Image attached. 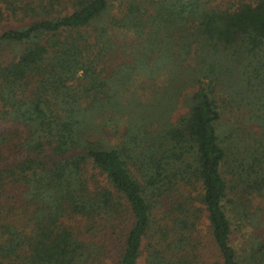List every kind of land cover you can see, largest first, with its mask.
<instances>
[{
  "label": "trees",
  "instance_id": "1",
  "mask_svg": "<svg viewBox=\"0 0 264 264\" xmlns=\"http://www.w3.org/2000/svg\"><path fill=\"white\" fill-rule=\"evenodd\" d=\"M211 1L0 0V264H264V0Z\"/></svg>",
  "mask_w": 264,
  "mask_h": 264
},
{
  "label": "rangeland",
  "instance_id": "2",
  "mask_svg": "<svg viewBox=\"0 0 264 264\" xmlns=\"http://www.w3.org/2000/svg\"><path fill=\"white\" fill-rule=\"evenodd\" d=\"M248 1H252V0H212L211 1V4L214 5V6H220V7H222L226 3H229V2L239 3V2H248ZM119 4H120L119 0H111V5H113L112 10H111L112 13H114L116 11L115 8ZM7 24H10V23H7ZM11 24H16V22L12 21ZM115 41H116V50L114 51V53L112 55V61L113 62H116V61H118L120 59V57H121V55L123 53L121 49L124 46L129 47L131 45L130 43L132 42V40L130 39V36L129 35L122 34V33L115 37ZM190 93H191V91H189L187 93V95L190 94ZM182 111H183V109L182 108H179L176 111V113H175V117L178 116ZM255 224H256V222H253V225H255ZM251 228H252L251 226L246 227L245 224H244V226L242 228L243 233L245 231H249ZM241 237H242V235H240L239 233H235L234 232V234L231 236L232 243H234V244L239 243Z\"/></svg>",
  "mask_w": 264,
  "mask_h": 264
}]
</instances>
